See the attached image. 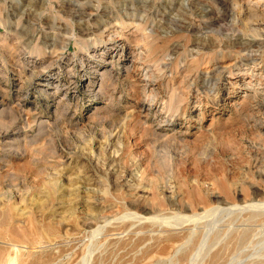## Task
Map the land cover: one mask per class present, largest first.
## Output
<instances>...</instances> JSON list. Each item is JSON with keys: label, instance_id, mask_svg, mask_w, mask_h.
Instances as JSON below:
<instances>
[{"label": "rangeland", "instance_id": "obj_1", "mask_svg": "<svg viewBox=\"0 0 264 264\" xmlns=\"http://www.w3.org/2000/svg\"><path fill=\"white\" fill-rule=\"evenodd\" d=\"M0 19V264H171L179 206L264 200V0H0Z\"/></svg>", "mask_w": 264, "mask_h": 264}, {"label": "bare ground", "instance_id": "obj_2", "mask_svg": "<svg viewBox=\"0 0 264 264\" xmlns=\"http://www.w3.org/2000/svg\"><path fill=\"white\" fill-rule=\"evenodd\" d=\"M77 2V0H76ZM82 2V1H81ZM75 3V2H74ZM84 3V2H83ZM87 4V3H85ZM90 5V4H89ZM81 6V5H80ZM95 6V5H94ZM97 6V5H96ZM106 7V6H105ZM85 8V7H84ZM92 8V7H91ZM99 8V6H98ZM107 8H109L107 6ZM144 8V7H142ZM74 9V8H73ZM78 9V8H77ZM93 10V9H91ZM95 12L84 13L83 10L80 11L79 15H97V10ZM110 10V9H109ZM143 10V9H142ZM22 11V10H21ZM27 11V10H26ZM101 11V10H100ZM112 11V10H110ZM123 11V10H122ZM144 11V10H143ZM28 12V11H27ZM117 12V11H116ZM245 12V11H244ZM18 13V12H17ZM71 13V12H70ZM76 13V12H75ZM105 13V12H104ZM109 13V12H108ZM137 13V12H136ZM141 13V11H140ZM22 14V13H20ZM121 14V13H120ZM124 14V13H123ZM122 14V15H123ZM128 14V13H127ZM131 14V13H130ZM129 14V15H130ZM17 15V14H16ZM78 15V14H77ZM246 15V14H244ZM5 16V15H4ZM20 16V15H18ZM17 16V17H18ZM28 16V15H26ZM74 16V15H73ZM72 16V17H73ZM76 16V15H75ZM98 16V15H97ZM117 16V15H116ZM119 16V15H118ZM126 16V15H125ZM135 16V15H134ZM3 17V16H2ZM107 17V16H106ZM112 17V16H111ZM110 17V18H111ZM138 17V14H137ZM4 18V17H3ZM13 18V17H12ZM105 18V17H104ZM109 18V17H108ZM109 18V19H110ZM123 19V17L121 16ZM128 18V17H127ZM126 18V19H127ZM212 18V17H211ZM2 19V18H1ZM0 19V20H1ZM7 19V18H6ZM27 19V18H26ZM77 19V18H76ZM94 19V18H93ZM92 19V20H93ZM101 19V18H100ZM112 19V18H111ZM115 19V18H114ZM131 19V18H130ZM24 20V19H22ZM84 20V18H83ZM125 20V19H124ZM133 20V18H132ZM8 21V20H6ZM28 21V20H27ZM32 21V20H31ZM98 21V20H97ZM120 21V18H119ZM122 21V20H121ZM131 21V20H130ZM263 21V20H262ZM79 22V21H78ZM114 22V21H113ZM124 22V21H123ZM129 23L128 21H126ZM7 23V22H6ZM121 23V22H120ZM262 23V22H261ZM1 24V23H0ZM3 24V23H2ZM52 24V23H51ZM118 24V23H116ZM134 26L139 23H133ZM12 25V24H10ZM24 25V24H23ZM112 25V24H110ZM15 26V25H14ZM53 26V25H52ZM98 26V25H97ZM96 26V28H97ZM100 26V25H99ZM98 26V27H99ZM107 26V24H105ZM114 26V25H113ZM126 26V25H124ZM88 27V26H87ZM91 27V26H90ZM111 26L101 29V34L105 31L107 38H105L104 47L101 48L102 52H105L107 45L105 42H109L113 32L110 29ZM7 28V27H6ZM11 28V27H9ZM28 28V27H27ZM26 28V29H27ZM45 28V27H44ZM82 27H80L81 29ZM101 28V27H99ZM128 28V27H127ZM126 28V29H127ZM83 29V28H82ZM59 30V29H58ZM94 30V29H93ZM98 30V29H97ZM95 30V31H97ZM26 31V30H25ZM94 31V32H95ZM98 31V32H99ZM20 32V31H19ZM91 32V31H90ZM89 32V33H90ZM112 32V33H111ZM7 33V32H6ZM45 33V32H44ZM53 33V32H52ZM115 33V32H114ZM23 34V33H22ZM92 34V32H91ZM98 33L95 32V35ZM100 34V33H99ZM122 35L123 32H120ZM105 35V34H104ZM6 36V35H5ZM15 36V35H14ZM105 36V37H106ZM16 37V36H15ZM18 37V36H17ZM82 37V36H81ZM102 37V36H101ZM39 38V37H38ZM83 38V37H82ZM85 38H87L85 36ZM104 38V37H103ZM113 38V37H112ZM115 38V37H114ZM255 38V37H254ZM40 39V38H39ZM97 39V38H96ZM102 39V38H101ZM33 40V39H32ZM78 40V39H77ZM76 40V41H77ZM80 40V39H79ZM78 40V41H79ZM85 40V39H84ZM83 40V41H84ZM88 40V38H87ZM93 40V39H92ZM95 40V39H94ZM93 40V41H94ZM113 40V39H112ZM263 40V41H262ZM92 41V42H93ZM46 42V41H45ZM249 42V41H248ZM251 42V41H250ZM87 42H85L86 44ZM95 43V42H94ZM97 43V42H96ZM247 43V42H246ZM47 44V43H46ZM79 44V43H78ZM102 44V43H101ZM110 44V43H109ZM51 45V44H50ZM84 45V44H83ZM83 45H81L83 47ZM89 46V44H86ZM39 46V45H38ZM45 46V45H44ZM47 46V45H46ZM80 46V45H79ZM251 46H256V52H264V37L256 38L252 40ZM52 47V46H51ZM41 48V46H40ZM46 48V47H43ZM49 48V47H48ZM79 48V47H78ZM80 49V48H79ZM83 49V48H82ZM248 49V48H247ZM40 50V49H39ZM47 50V49H46ZM192 50V49H191ZM194 50V49H193ZM43 51V50H41ZM94 50H92L93 52ZM201 51V50H200ZM253 51V50H252ZM258 51V53H259ZM61 52V51H60ZM63 52V51H62ZM96 52V50H95ZM39 53V52H38ZM252 53V52H251ZM248 53V54H251ZM257 53V54H258ZM43 54V53H42ZM47 54V52H46ZM49 54V53H48ZM263 54V53H262ZM55 55V54H54ZM256 55V54H255ZM260 55V54H259ZM43 56V55H42ZM52 56V54H51ZM91 56H94L91 54ZM263 56V55H262ZM53 58V57H52ZM50 59V58H49ZM258 58H256L257 60ZM55 60V59H54ZM82 60V59H81ZM136 60V59H135ZM255 62V58H254ZM261 63L259 60L257 64ZM251 66V65H250ZM93 70V69H92ZM208 73V72H207ZM31 75V74H30ZM206 79V78H205ZM264 93V88L262 90ZM170 97V96H169ZM165 101V100H164ZM170 101V100H169ZM8 104V103H7ZM171 110V109H170ZM3 143V142H2ZM81 166L77 165L72 169L70 175L73 177L80 178L83 176ZM111 172V171H110ZM83 174V175H82ZM69 175V176H70ZM84 179L91 180L88 176ZM91 182V181H90ZM88 185V184H87ZM95 187V186H94ZM93 188V187H92ZM98 189V188H97ZM100 190V189H99ZM107 190V189H106ZM104 190V192H106ZM101 191V190H100ZM102 192V191H101ZM91 194V193H90ZM95 195V193H92ZM239 194L236 191L235 196ZM241 194V193H240ZM203 199V197H200ZM201 199V200H202ZM216 198V202L213 207L205 208V205H194V202L187 203L188 200L184 201L187 204H182L179 206L181 209L177 214H175V220L177 221L174 224L183 226L185 231V236L187 241L180 243L179 247H182V251L179 255H174L173 259H170L171 264H264V238L260 240L261 242H254V236L256 235L259 229L264 228V200L259 202H250L245 203L244 205H238V202L230 204L228 206H221L222 200ZM236 199V198H235ZM241 200V199H240ZM192 201V199L190 200ZM189 202V201H188ZM89 203V202H88ZM227 203V202H226ZM227 205V204H226ZM94 206V204L92 205ZM177 206V205H176ZM205 206V207H203ZM69 207V206H68ZM178 207V206H177ZM15 211V210H14ZM12 211V212H14ZM94 213V212H93ZM202 213V214H201ZM17 214V213H16ZM76 214V213H75ZM201 214V215H200ZM220 214V215H219ZM14 215V214H13ZM19 215V214H18ZM97 215V214H95ZM91 216V215H89ZM96 217V216H95ZM94 218V217H93ZM206 219L204 221L203 219ZM69 219V218H68ZM167 220V219H166ZM202 220V221H201ZM30 223L32 220L30 219ZM169 221V220H168ZM201 222L202 224H198ZM167 223V222H166ZM31 225V224H30ZM29 225V226H30ZM166 225V224H165ZM45 226V225H44ZM52 226V225H51ZM174 226V225H173ZM31 227V226H30ZM47 227V226H46ZM56 228V227H55ZM33 229V228H32ZM45 231V230H44ZM46 232V231H45ZM156 233V232H155ZM48 234V233H47ZM46 234V235H47ZM52 234V232H51ZM178 234V232H177ZM22 235V234H21ZM262 235V234H261ZM173 234H170L169 238L171 239ZM176 242V241H175ZM188 244L186 245L185 243ZM178 248V247H177ZM176 250V249H175ZM178 250V249H177ZM179 251V250H178ZM176 253V252H175ZM160 257V256H159ZM234 258V260H232ZM239 259V260H237ZM15 260V259H14ZM12 262V261H11ZM85 264V263H84Z\"/></svg>", "mask_w": 264, "mask_h": 264}]
</instances>
